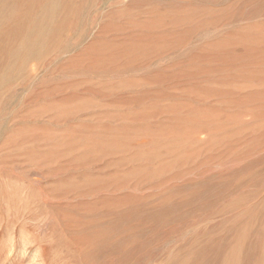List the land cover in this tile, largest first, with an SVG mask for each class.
<instances>
[{"label": "rangeland", "instance_id": "374dc122", "mask_svg": "<svg viewBox=\"0 0 264 264\" xmlns=\"http://www.w3.org/2000/svg\"><path fill=\"white\" fill-rule=\"evenodd\" d=\"M0 264H264V0H0Z\"/></svg>", "mask_w": 264, "mask_h": 264}, {"label": "bare ground", "instance_id": "6f19581e", "mask_svg": "<svg viewBox=\"0 0 264 264\" xmlns=\"http://www.w3.org/2000/svg\"><path fill=\"white\" fill-rule=\"evenodd\" d=\"M24 38H25V36H24ZM38 44V43H37ZM35 52H36V50H35ZM21 54V53H20ZM18 55V54H17Z\"/></svg>", "mask_w": 264, "mask_h": 264}]
</instances>
